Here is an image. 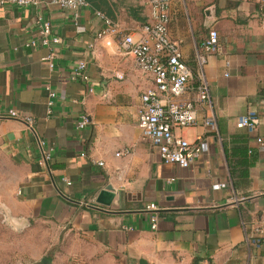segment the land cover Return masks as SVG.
<instances>
[{
    "label": "crops",
    "instance_id": "1",
    "mask_svg": "<svg viewBox=\"0 0 264 264\" xmlns=\"http://www.w3.org/2000/svg\"><path fill=\"white\" fill-rule=\"evenodd\" d=\"M168 11V34L193 74L180 99L194 98L198 74L210 95L196 123L175 130L200 147L186 168L162 162L142 137L137 113L151 76L118 47L122 35L143 34L147 0H89L77 15L51 0L0 5V152L15 169L4 206L42 234L29 255L51 264H264V243L247 240L264 223V147L255 140L264 135V0H169ZM211 29L220 47L205 52ZM79 60L87 83L72 79ZM45 83L56 93L50 105ZM83 112L90 122L77 128ZM249 112L254 131L237 125ZM107 184L110 206L95 202Z\"/></svg>",
    "mask_w": 264,
    "mask_h": 264
},
{
    "label": "built area",
    "instance_id": "2",
    "mask_svg": "<svg viewBox=\"0 0 264 264\" xmlns=\"http://www.w3.org/2000/svg\"><path fill=\"white\" fill-rule=\"evenodd\" d=\"M37 2L38 0H0V5L9 3L35 5ZM51 2L60 8L72 10L75 15L80 8L89 4V0H51ZM147 3L150 6V21L143 25V34L137 37L131 33L122 35L118 47L122 52L134 57L138 70L151 76V84L141 92L137 113L142 137L157 151L162 162L186 168L198 157L200 147L175 134V130L196 123L197 106L209 102V88L203 76L198 74L193 82L194 98L180 99V96L188 91L193 74L183 60L179 43L168 34L169 0H147ZM39 29L43 35L41 42L47 44L50 34L49 22L42 21ZM50 41L56 43L59 38L54 36ZM30 43L33 44L32 41ZM219 47L217 32L211 29L202 42V48L205 52H215ZM197 57L200 64L204 63V54H198ZM86 66L85 60L77 61L72 79L89 82ZM45 89L48 96L47 103L50 105L56 93L50 83H45ZM92 89L89 85L88 91L91 92ZM8 115L15 117L17 113L9 110ZM27 121L29 122V118ZM89 122L88 114L83 112L76 127L84 128ZM204 123L208 126L213 125V121L208 119ZM237 125L254 131L257 127V119L252 112H249L237 119ZM255 140L258 145L264 147V135L256 136ZM43 157L47 160L49 153L43 151ZM213 187H219V184ZM147 208L154 209L155 206L149 204ZM151 220V227L156 228L155 216H152ZM247 240L256 246L263 244L264 223L254 225L247 234Z\"/></svg>",
    "mask_w": 264,
    "mask_h": 264
},
{
    "label": "rangeland",
    "instance_id": "3",
    "mask_svg": "<svg viewBox=\"0 0 264 264\" xmlns=\"http://www.w3.org/2000/svg\"><path fill=\"white\" fill-rule=\"evenodd\" d=\"M14 174L11 162L0 152V264H38L39 256L29 255L38 244V236L42 235L36 231L37 226L22 230L12 227L5 220L4 200L13 189ZM51 251L45 252L48 258Z\"/></svg>",
    "mask_w": 264,
    "mask_h": 264
},
{
    "label": "water",
    "instance_id": "4",
    "mask_svg": "<svg viewBox=\"0 0 264 264\" xmlns=\"http://www.w3.org/2000/svg\"><path fill=\"white\" fill-rule=\"evenodd\" d=\"M205 13L208 17H212L214 15L213 8H207L205 10ZM114 197V191L111 187V185L107 184L103 188H101L96 195L95 202L104 205V206H110L112 199ZM5 207V206H4ZM5 220L14 228L17 229H23L26 227V223H24L21 219L13 218L10 216L9 212L5 209ZM38 264H51V261L47 259L45 256L41 257L38 261Z\"/></svg>",
    "mask_w": 264,
    "mask_h": 264
}]
</instances>
